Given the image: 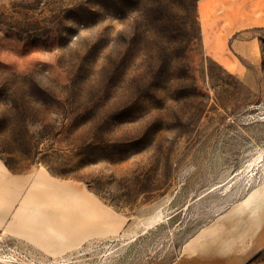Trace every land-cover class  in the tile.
Segmentation results:
<instances>
[{"label":"rangeland","instance_id":"rangeland-1","mask_svg":"<svg viewBox=\"0 0 264 264\" xmlns=\"http://www.w3.org/2000/svg\"><path fill=\"white\" fill-rule=\"evenodd\" d=\"M199 2L0 0V264H264V25Z\"/></svg>","mask_w":264,"mask_h":264},{"label":"crops","instance_id":"crops-1","mask_svg":"<svg viewBox=\"0 0 264 264\" xmlns=\"http://www.w3.org/2000/svg\"><path fill=\"white\" fill-rule=\"evenodd\" d=\"M199 7L202 9V15L206 17L202 23L204 41L219 61L225 60L221 57L225 53L221 48L227 45L228 38L235 30L246 26L264 25V0H200ZM214 43H218L219 50ZM242 46L244 43L241 41L235 44L236 48ZM245 46L253 48V45L247 42ZM173 264H223V262L216 259L210 263L204 258L185 256Z\"/></svg>","mask_w":264,"mask_h":264},{"label":"bare ground","instance_id":"bare-ground-1","mask_svg":"<svg viewBox=\"0 0 264 264\" xmlns=\"http://www.w3.org/2000/svg\"><path fill=\"white\" fill-rule=\"evenodd\" d=\"M261 154H263V153H261ZM259 155H260V154H259ZM263 157H264V156H263ZM258 160H259V159H258ZM258 160H256V161H258ZM258 162H259V161H258ZM248 164H249V163H248ZM252 164H253V162H252L251 165H249V166L252 167ZM254 164H255V163H254ZM254 164H253V165H254ZM257 164H258V163H257ZM255 165H256V164H255ZM247 166H248V165H247ZM249 166H248V167H249ZM254 167H256V166H254Z\"/></svg>","mask_w":264,"mask_h":264}]
</instances>
